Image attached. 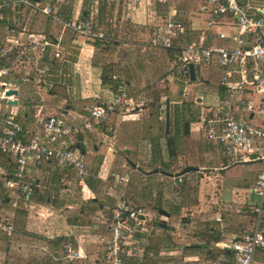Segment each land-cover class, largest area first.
I'll return each mask as SVG.
<instances>
[{
	"label": "crops",
	"instance_id": "crops-1",
	"mask_svg": "<svg viewBox=\"0 0 264 264\" xmlns=\"http://www.w3.org/2000/svg\"><path fill=\"white\" fill-rule=\"evenodd\" d=\"M239 1L246 5L245 0ZM161 3L165 20L176 12V18L186 28L181 38L175 41L176 49L173 50L150 46L156 27L162 29L165 25L156 0H0V4L6 5L0 15V69L6 64L9 66L8 75L1 77V81L7 83V88L19 91L17 106L9 105L8 99L0 97V135L5 116L9 114H15L28 127L53 115H67L69 121L77 125L87 122L91 127L82 128L68 140L86 162L89 174L85 181L80 182L76 171L62 169L54 162L38 165L29 161L27 174L34 186L33 200L30 205L21 204L16 210L12 208L14 194L3 186V175L12 173L15 166L13 161L0 155V219L10 213L14 215L15 224L11 240L0 233V264H102L104 247L101 238L109 233L113 211L121 200L130 207L143 209L154 220L150 211L159 213L163 210L175 213L183 221L185 208L181 194L187 183L176 191L173 179L185 168L193 166L183 162L188 148L203 154L208 152L211 156L212 146L206 143L210 140L200 130L199 120L223 99L214 93L200 91L204 107L198 97L193 100L194 105H190L187 99L192 91L190 74L171 78L170 73L178 65L182 47L187 42L233 46L230 40L218 35L230 34L232 23L222 18L210 26L211 17L207 23L209 28H206L199 18L204 0H161ZM33 4L58 7L65 20L91 19L98 28L105 29L112 43L101 46L71 30L64 31L62 25L34 9ZM247 7L251 17H264V4ZM32 37L60 42L62 47L60 58H55V49L50 46L42 54L41 65L46 69L44 76L38 75L32 67L2 56L3 48H12L17 42L29 43ZM195 67L197 80L202 71H210L202 76V82L210 84V79L216 75L217 88L224 90L218 84L221 69L216 63ZM107 72L126 83L131 99L139 102L140 95H146L148 102L133 111L118 109L107 121L96 122L90 118V109L102 99L110 98L115 87L113 80L103 82ZM181 86L185 87L183 95L180 94ZM2 91L1 87L0 94ZM173 91L181 98L170 97ZM168 101L169 135L165 132ZM195 104L200 112L197 121L190 113ZM202 113L206 115L201 116ZM140 118L144 124H136ZM210 142L224 158L222 149ZM224 161L226 164L225 158ZM223 166L221 171L226 170ZM197 168L200 171L191 173L207 170L204 166ZM125 174H128L129 181L120 184L118 177ZM251 200L254 199H249L254 215L255 200L253 203ZM216 218L213 223L216 228L212 227L209 233L221 239L216 244L223 255L221 263L234 264L235 254L226 250L225 255L219 246L240 237L243 226L240 221L233 223L220 219L218 215ZM167 219L164 217L158 222ZM158 222L155 220L146 234L135 235V239L146 245L148 251L153 252L154 248L160 252L166 245L172 256L179 250L184 252L186 246L178 247L172 241L171 235L174 234L170 235V229L180 232V225L176 223L163 229ZM66 242H71L75 250L87 258L74 262L65 260ZM172 256L166 260L169 264ZM259 256L256 263L264 264V252L260 251Z\"/></svg>",
	"mask_w": 264,
	"mask_h": 264
},
{
	"label": "built area",
	"instance_id": "built-area-1",
	"mask_svg": "<svg viewBox=\"0 0 264 264\" xmlns=\"http://www.w3.org/2000/svg\"><path fill=\"white\" fill-rule=\"evenodd\" d=\"M5 7L6 5L0 4V15ZM33 7L50 17L54 23L62 25L64 31L71 30L75 35L101 46L112 43L105 29L98 28L91 19L65 20L59 8L50 4H33ZM203 10L210 11V26L222 18L231 21L230 34L218 35L221 39L230 40L233 46H206L194 41L187 42L182 47V57L170 76H187L189 64L210 66L216 63L221 69L218 84L228 92L229 98L221 100L216 107L209 110L207 116L201 117L200 130L208 140L222 149L226 160L223 169L250 162H262L264 165V97L260 104L244 101L242 97L245 93L264 96V17H251L249 8L239 0H204ZM176 17L177 13L173 12L165 20L164 28L156 27L157 31L150 40L151 47L176 49L175 41L186 31L184 23ZM30 40L29 43L17 42L12 48H3L2 56L32 67L38 75L44 76L46 69L41 65L42 54L47 46H50L55 49V58H60L61 44L50 42L44 37H32ZM8 73L9 66L6 64L0 69L2 99H9L5 96L8 85L1 81V77ZM113 80L116 85L110 98L102 99L90 109L91 120L107 121L118 109L133 111L141 109L148 102L146 95H140L139 102L131 99L126 83L117 76H113ZM82 128L90 129V123L77 125L64 116L53 115L41 118L34 126L28 128L29 131L15 114L5 116L0 135V155L13 161L15 166L12 173L3 175V186L15 197L12 204L14 210L19 209L21 204L30 205L33 200L34 186L27 174L29 161L38 165L54 162L62 169L76 171L80 182L85 181L89 174L86 162L79 151L68 144L70 137L78 134ZM188 179V174L175 177L174 189L181 190ZM128 181V174L118 177L120 184H126ZM251 194L255 198L256 222L253 229L230 244L219 246L221 251L232 249L230 251L235 254L234 264H257L256 255L264 250V167L251 187ZM13 217V214L7 213L0 219V233L9 240L15 233ZM154 222V218L143 209L130 207L121 200L113 211L109 233L101 238L104 247L102 264H145L146 260H154L155 253L148 251L146 245L135 239V235L148 232L146 224L152 226ZM171 234L174 233L170 232ZM179 252L184 253L183 250ZM171 254L164 245L159 252L157 264H169L166 260ZM185 256L182 255L183 262L197 264L193 260L188 262ZM64 258L68 262H74L86 259L87 256L75 250L71 242H66Z\"/></svg>",
	"mask_w": 264,
	"mask_h": 264
},
{
	"label": "rangeland",
	"instance_id": "rangeland-1",
	"mask_svg": "<svg viewBox=\"0 0 264 264\" xmlns=\"http://www.w3.org/2000/svg\"><path fill=\"white\" fill-rule=\"evenodd\" d=\"M245 4L249 7H253L255 5L264 4V0H245ZM202 12L199 18L202 19L205 27L209 28L207 23L212 17L210 11L206 12L202 10ZM204 74H210V71H202V76H204ZM202 76H199L196 82L189 83L192 88L190 90L192 91L189 93L190 97H186L190 105H194L193 100L198 97L200 105L204 107L205 102L201 103L200 101V91L214 93L215 95H219L221 99L229 98V94L226 90L217 88L216 81L218 77L216 75L214 78L212 77L213 79H210V81L212 80L210 84L202 82ZM174 92L175 91H173L170 97L181 98V96L176 95ZM263 97V95L257 93H245L243 99L244 101L260 104ZM1 103L2 105H6V102ZM190 113L191 116L193 115V120L197 121L199 119L200 112L197 109V104H195L194 109L191 110ZM205 115V113L201 114V116ZM65 118L70 120V116L65 115ZM135 122L136 124H144L141 118L139 122ZM125 127L128 128L127 125H125ZM206 143H208L210 147L212 146L211 156L208 155V152L205 154H203V152H196L191 147L187 150L186 159H183L185 164H191L197 167L204 166L207 169L202 173H190L188 176L189 179L186 181L187 184L181 194V196H183V207L185 208L183 214L187 217L188 224H182V221L178 219L175 213H171V217L167 219L169 226L176 223L180 225L179 230L181 233L177 229H170V231L174 233L172 241L180 248L190 245L195 246V248L187 255L186 252L183 254L179 252L180 254L173 255L170 261L171 264H185V262L181 260L182 255H186L185 257L188 262L193 260L197 262V264H222L223 255L216 247V243L214 242L215 236L209 233L212 227L216 228L213 224L217 221L216 215L221 217L220 219L222 220L227 219V221L229 220L233 223H235V221H240V225L243 226L242 231L239 233L240 236L245 234H243V232L253 229L256 222V218L252 214L253 210L250 209L251 205H249V199L255 200V198L249 192V188L254 184H251V180L263 169L262 162L234 165L221 171L220 169L225 164L224 158L219 153L218 149L213 147L210 141ZM187 144L190 143L187 142ZM189 146L190 145H188V147ZM215 169L218 170L216 171ZM254 200H251V202L253 203ZM150 212L155 217L156 222L160 219H164L158 211ZM262 226L264 228V220ZM146 227L149 229L150 225L146 224ZM203 229L205 232H203ZM217 229L219 230V228ZM178 234L180 237H178ZM197 245H199V247H196ZM210 250L213 251V255H210L211 253L208 254ZM255 259H260L259 253L256 255Z\"/></svg>",
	"mask_w": 264,
	"mask_h": 264
},
{
	"label": "water",
	"instance_id": "water-1",
	"mask_svg": "<svg viewBox=\"0 0 264 264\" xmlns=\"http://www.w3.org/2000/svg\"><path fill=\"white\" fill-rule=\"evenodd\" d=\"M262 13L264 15V9L262 10ZM189 68V74H190V81L191 82H196L197 81V73H196V67L194 64H189L188 66ZM184 86H181V90H180V94L183 95L184 93ZM19 94V91L13 87H10V88H7L6 91H5V96L8 97V104L9 105H13V106H17L18 105V100H17V96ZM11 98H15V99H11ZM165 132L167 135H169L170 133V109H169V101H168V104H167V113H166V126H165ZM200 171V168H197V167H187L185 168L183 171H181L179 173V176L180 175H185V174H189L191 172H198ZM159 214L161 216H164L165 218H170L171 214L167 211H163L161 210L159 212ZM183 224H186L188 223V219L186 217L183 218V221H182ZM161 228L163 229H166L168 224H167V221L166 220H162L161 222H158L157 223ZM230 250H232L231 248H229Z\"/></svg>",
	"mask_w": 264,
	"mask_h": 264
},
{
	"label": "trees",
	"instance_id": "trees-1",
	"mask_svg": "<svg viewBox=\"0 0 264 264\" xmlns=\"http://www.w3.org/2000/svg\"><path fill=\"white\" fill-rule=\"evenodd\" d=\"M153 4H154V2H153ZM156 5H159V6H160L161 10H159V12H160V15H161V19L164 21L165 18H166V14L161 13V11L163 10V8H162L163 4L161 3V0H156ZM162 12H163V11H162ZM109 80H113V76L108 75V72H107V73L105 74V77L103 78V82H104V83H107ZM113 82L115 83L114 85H116V81L113 80ZM26 128H27V130H29V129H28V128H29L28 126H26ZM29 131H30V130H29ZM170 142H171V141H170ZM253 216L255 217V214H254ZM209 232H211V229H210ZM214 242L217 244V243L221 242V239H220L219 237H218V238L216 237V238L214 239ZM196 247H197V246H196ZM193 248H195V246H192V245L185 247L184 252H186V255L188 254V251L191 252V251L193 250ZM151 249H152V248H151ZM152 250H153V252L155 253L157 259H154L153 261L146 260L145 264H157V263H158V260H159V251H158V249H154V248H153ZM261 252H264V250L261 251ZM210 253H211V254H210ZM227 253H228V251H224V254H225V255H227ZM208 254L213 255V251L210 250V252H208ZM231 254H232V253H231ZM232 257H234V255H233ZM172 258H173V257H172ZM166 263H168V261H166ZM170 264H171V262H170ZM185 264H186V263H185Z\"/></svg>",
	"mask_w": 264,
	"mask_h": 264
}]
</instances>
